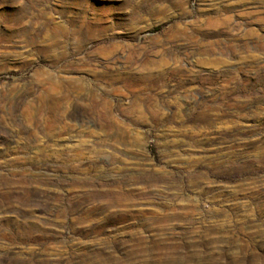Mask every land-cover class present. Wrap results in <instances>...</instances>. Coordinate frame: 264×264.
<instances>
[{
    "label": "clouds",
    "instance_id": "1",
    "mask_svg": "<svg viewBox=\"0 0 264 264\" xmlns=\"http://www.w3.org/2000/svg\"><path fill=\"white\" fill-rule=\"evenodd\" d=\"M0 264H264V0H0Z\"/></svg>",
    "mask_w": 264,
    "mask_h": 264
},
{
    "label": "rangeland",
    "instance_id": "2",
    "mask_svg": "<svg viewBox=\"0 0 264 264\" xmlns=\"http://www.w3.org/2000/svg\"><path fill=\"white\" fill-rule=\"evenodd\" d=\"M111 2L112 0H94V3L101 5V6L109 4ZM37 215H39V213H37Z\"/></svg>",
    "mask_w": 264,
    "mask_h": 264
}]
</instances>
